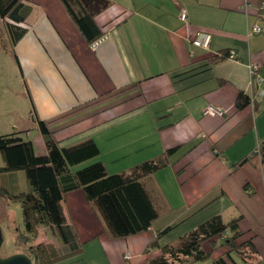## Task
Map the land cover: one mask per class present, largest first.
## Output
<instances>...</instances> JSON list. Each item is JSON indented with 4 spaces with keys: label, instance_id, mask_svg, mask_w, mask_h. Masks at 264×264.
Segmentation results:
<instances>
[{
    "label": "crops",
    "instance_id": "obj_1",
    "mask_svg": "<svg viewBox=\"0 0 264 264\" xmlns=\"http://www.w3.org/2000/svg\"><path fill=\"white\" fill-rule=\"evenodd\" d=\"M109 2L94 18L106 39L92 49L59 0H24L27 32L13 48L11 70L30 124L19 131L42 156L47 149L38 120L48 123L59 147L92 139L99 149L92 162L110 174L179 149L144 182L158 212L147 232L110 240L82 193H66L69 238L63 242L53 232V244L61 253H79L58 264H146L160 253L146 252L157 232L170 228L158 240L161 247L213 216L240 217L237 244L250 243L254 253L242 259L230 252L225 234L204 242L209 259L193 264L218 258L264 264V177L251 161L237 165L264 140V0ZM253 25L261 32L252 33ZM197 32L211 35L207 48L191 43ZM230 52L233 57L211 61ZM251 64L261 86L252 81ZM240 92L250 102L236 109ZM209 105L224 115H203Z\"/></svg>",
    "mask_w": 264,
    "mask_h": 264
},
{
    "label": "trees",
    "instance_id": "obj_2",
    "mask_svg": "<svg viewBox=\"0 0 264 264\" xmlns=\"http://www.w3.org/2000/svg\"><path fill=\"white\" fill-rule=\"evenodd\" d=\"M78 31L91 45L103 33L94 18L105 10L109 0H59ZM30 8L24 0H0V20L3 22V34L0 48L16 61L14 46L26 34L25 21ZM264 16V10H260ZM9 47V50H8ZM230 57L224 53L213 57L211 61ZM250 102L247 94L240 92L235 101L236 109H242ZM40 134L45 138L46 155H37L30 140L24 141L17 134L0 136V196L9 202L21 206L23 219L22 240L27 243L36 238L37 229L47 227L66 242L68 226L62 209L63 196L79 190L99 221L102 232L110 240L129 238L150 230L152 222L158 218V212L145 189V180L156 171L168 165V158L179 148L167 150L161 157L147 160L132 167L127 172L108 173L100 161H93L99 155V149L92 139L77 144L59 147L50 137L48 123L38 120ZM246 161L260 169L264 177V140ZM88 163L81 169L73 167ZM75 169V168H74ZM23 171L27 190L12 193L7 190L3 179L6 174ZM240 217L224 222L220 216H213L196 228L183 234L174 241L159 247L158 240L170 228H165L152 236L146 252L159 248L158 256L148 259L146 264H193L205 262L209 254L204 252L202 244L213 238L227 235L224 245L230 252L247 259V252L254 253L250 243L238 245L242 236L238 229ZM79 250L60 252L54 245L36 244L25 253L32 264H58L77 255ZM213 264H225L218 258Z\"/></svg>",
    "mask_w": 264,
    "mask_h": 264
},
{
    "label": "rangeland",
    "instance_id": "obj_3",
    "mask_svg": "<svg viewBox=\"0 0 264 264\" xmlns=\"http://www.w3.org/2000/svg\"><path fill=\"white\" fill-rule=\"evenodd\" d=\"M3 22L0 20V42L3 34ZM9 50V47H8ZM14 63L6 50L0 48V136L17 134L26 141V131L21 132L22 125L30 124L28 120V103L22 97L17 96L18 82L14 80ZM16 74V73H15ZM31 132V130H29ZM28 133V131H27ZM88 163H82L73 167V170L81 169ZM3 161L0 155V166ZM75 168V169H74ZM9 174V178L3 179L9 192H25L28 188L23 171H15ZM0 230L2 233V245L0 247V257L5 258L13 254H25L30 246L36 244L52 245L56 242L54 233L46 227L37 229L36 238L25 243L23 236V219L21 206L17 202H9L0 196ZM58 248V247H56ZM26 255V254H25Z\"/></svg>",
    "mask_w": 264,
    "mask_h": 264
},
{
    "label": "built area",
    "instance_id": "obj_4",
    "mask_svg": "<svg viewBox=\"0 0 264 264\" xmlns=\"http://www.w3.org/2000/svg\"><path fill=\"white\" fill-rule=\"evenodd\" d=\"M259 10H264V4L260 5ZM179 20L181 23L186 22V20H187L186 10L183 9L180 11ZM251 32L255 33V34L260 33L261 27L257 26V25H253L251 28ZM105 39H106V35H102L100 38H98L96 41H94L90 45V48L94 49L98 44L103 42ZM210 39H211V35L209 33L197 32V33H195L193 39L191 40V43L194 46H197L200 48H207L209 45ZM233 56H234L233 53L230 52V57H233ZM249 69H250V75L252 77V81H254L258 86H261L262 79H261L260 75L258 74V72H259L258 66L251 64L249 66ZM263 94H264V89L260 88L259 89V95H263ZM224 113L225 112L222 108L212 106V105L207 106L203 111V115H211V116H223ZM125 258H127V257H125Z\"/></svg>",
    "mask_w": 264,
    "mask_h": 264
},
{
    "label": "water",
    "instance_id": "obj_5",
    "mask_svg": "<svg viewBox=\"0 0 264 264\" xmlns=\"http://www.w3.org/2000/svg\"><path fill=\"white\" fill-rule=\"evenodd\" d=\"M2 233L0 230V247L2 245ZM0 264H32L30 259L25 254H13L5 258L0 257Z\"/></svg>",
    "mask_w": 264,
    "mask_h": 264
}]
</instances>
